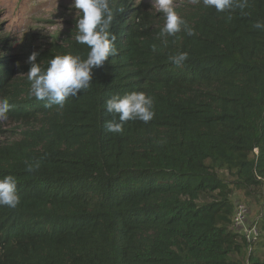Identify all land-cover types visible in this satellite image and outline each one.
<instances>
[{
  "label": "trees",
  "instance_id": "1",
  "mask_svg": "<svg viewBox=\"0 0 264 264\" xmlns=\"http://www.w3.org/2000/svg\"><path fill=\"white\" fill-rule=\"evenodd\" d=\"M111 7L119 54L63 107L31 94L30 64L16 76L0 54L8 118L39 126L0 142V178L15 176L21 196L0 206V264H242L249 246L247 263L264 264V199L260 235L248 242L232 228L236 205L216 171L227 149L242 157L238 184L264 187V29L255 28L264 0L224 12L200 0L182 16L194 34L174 36L131 0ZM75 27L39 52L42 68L56 55L87 57ZM181 52L177 66L170 57ZM131 91L153 98V119L109 132L107 99Z\"/></svg>",
  "mask_w": 264,
  "mask_h": 264
},
{
  "label": "clouds",
  "instance_id": "2",
  "mask_svg": "<svg viewBox=\"0 0 264 264\" xmlns=\"http://www.w3.org/2000/svg\"><path fill=\"white\" fill-rule=\"evenodd\" d=\"M151 2L152 6L166 17L161 36H174L181 30L186 31L188 35L194 34V29L175 10L174 0ZM192 2L199 3L200 0ZM203 4L215 8L217 12H224L234 8L243 10L247 7L248 0H203ZM70 7L77 10L75 39L77 43L88 46L87 57L81 58L80 55L72 53L56 55L49 60L46 69L37 62L38 52L34 51L28 57L31 67L27 72V79L31 84V94L37 100L48 101L46 107L52 104L63 107L68 97L77 96L81 90H87L93 81L94 69L103 67L110 57L119 54L115 44L116 36L110 32L114 18L111 0H73ZM255 28L264 29V22H257ZM153 51H156L155 46ZM187 58L188 53L181 52L170 57V60L180 66ZM106 107L107 111L113 114V118L105 122L107 130L111 133L122 132L123 123L126 121L139 119L147 123L155 115L154 100L143 91L114 94L107 99ZM9 110L8 99L0 98V121L8 119ZM38 167V162L28 163L26 170L32 172ZM20 200L17 178L11 174L0 178V206L16 208Z\"/></svg>",
  "mask_w": 264,
  "mask_h": 264
},
{
  "label": "rangeland",
  "instance_id": "3",
  "mask_svg": "<svg viewBox=\"0 0 264 264\" xmlns=\"http://www.w3.org/2000/svg\"><path fill=\"white\" fill-rule=\"evenodd\" d=\"M72 3L73 0H0V54L11 57L16 76L19 67L29 64L28 57L32 52L39 53L48 49L54 41V36L64 39L69 30H72L77 12L74 7H70ZM193 4L192 0H174L175 10L181 16L189 13ZM131 6L133 11L140 7L150 16L152 24H165V15L152 6L151 0H131ZM38 128L33 121H15L8 118L0 121V142L19 140L23 138V133ZM248 156L252 158L254 155ZM219 159L226 166L216 168L218 177L222 178L230 189L229 198L233 200L234 205L244 203L249 206V224L253 226L261 215L264 187L262 189V186L245 187L238 184L239 178L235 173L239 168L237 162L242 159L239 153L225 149ZM212 194L213 196L203 198L202 201L213 202L220 195L219 191ZM233 218L234 213L231 224ZM249 252L250 246L245 249V257L238 256L237 259H240L242 264H248L246 255Z\"/></svg>",
  "mask_w": 264,
  "mask_h": 264
},
{
  "label": "built area",
  "instance_id": "4",
  "mask_svg": "<svg viewBox=\"0 0 264 264\" xmlns=\"http://www.w3.org/2000/svg\"><path fill=\"white\" fill-rule=\"evenodd\" d=\"M257 151V150H256ZM250 208L244 203H237L234 212L232 228L242 234L248 242H254L260 235L257 223L249 224Z\"/></svg>",
  "mask_w": 264,
  "mask_h": 264
}]
</instances>
